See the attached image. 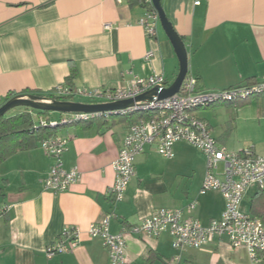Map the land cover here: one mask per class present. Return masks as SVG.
<instances>
[{
  "label": "crops",
  "instance_id": "crops-1",
  "mask_svg": "<svg viewBox=\"0 0 264 264\" xmlns=\"http://www.w3.org/2000/svg\"><path fill=\"white\" fill-rule=\"evenodd\" d=\"M195 1L161 0V5L185 44L188 73L196 78L197 88L224 89L264 79V0ZM143 13L137 0H0V102L10 93L48 94L57 85L69 87L72 71L70 88H124L133 76L155 72L171 84L179 69L177 57L159 26L155 38L145 35L138 24ZM147 52L152 57L146 58ZM194 115L228 150L252 147L264 155V95L215 104ZM105 120L54 130L68 138L63 167L80 172V180L64 191L43 188L55 159L38 143L0 163V204L10 205L0 217V264H107L101 239L87 230L110 212V232H124L125 264H172L174 256H180L177 264H251L247 248H233L224 237L214 236L200 248L180 252L172 248L166 232L156 237L125 232L155 209H185L190 202H195L191 215L207 224L220 216L224 199L219 191L200 192L205 157L177 142L171 159L176 151L195 152L193 159H186L190 171L185 175L197 174L195 184L185 183L179 192L171 188L153 157L158 154L155 146H147L135 157V174L123 200L113 205L112 162L131 120ZM258 190L248 187L242 210L249 212ZM65 226L80 229L78 244L48 258L46 246L58 240ZM258 264H264V255Z\"/></svg>",
  "mask_w": 264,
  "mask_h": 264
},
{
  "label": "built area",
  "instance_id": "built-area-1",
  "mask_svg": "<svg viewBox=\"0 0 264 264\" xmlns=\"http://www.w3.org/2000/svg\"><path fill=\"white\" fill-rule=\"evenodd\" d=\"M120 2V0H116ZM147 6L138 24L149 38H155L159 26L157 11L152 0H142ZM199 4V1H195ZM110 24H104L109 29ZM146 53V58L152 57ZM168 86L165 77L155 72L146 77L133 76L124 88L88 89L70 88L57 85L51 92L50 99L71 100L83 97L90 100L86 103H111L133 99L154 87ZM264 93V79L234 85L224 89L200 90L196 78L188 71L180 85L179 91L170 97L151 101L135 102L125 109H116L93 113H65L59 121H39V126L55 127L71 125L92 118L109 119L111 117H128L142 115L131 122L123 136L117 156L112 162L114 182L110 188L113 205L124 198L128 183L135 174V157L145 147L154 145L161 156L171 159L172 147L177 142L187 143L198 149L205 157L206 170L201 193L219 191L224 199V207L218 218L210 219L202 224L191 215L195 202H190L185 209L158 208L145 217L140 224L132 225L125 232L156 237L166 232L171 237V246L177 251L187 248H200L214 236L226 238L228 244L235 248H247L251 264H258L259 257L264 255V224L259 218L242 210L243 196L250 186L264 188V155H258L252 147L240 151H230L219 144L212 136L208 124L194 115V111L215 104H236ZM4 103V102H3ZM0 102V105L3 104ZM40 148L55 159L47 176L43 179L44 189L60 192L68 189L80 180V172L73 167L65 169L61 156L67 149L68 138L57 134L43 137L38 142ZM221 166V169L219 168ZM10 205L0 204V217L7 214ZM113 212L107 213L99 223L89 225L87 233L91 237H99L107 252V264H125L126 241L124 232L111 233L109 222ZM80 229L76 226L62 228L58 240L46 246L48 258L71 251L79 241ZM180 256L171 259L177 264Z\"/></svg>",
  "mask_w": 264,
  "mask_h": 264
},
{
  "label": "water",
  "instance_id": "water-1",
  "mask_svg": "<svg viewBox=\"0 0 264 264\" xmlns=\"http://www.w3.org/2000/svg\"><path fill=\"white\" fill-rule=\"evenodd\" d=\"M152 5L157 11L159 23L167 36L179 63L178 73L171 84L166 87H154L141 93L133 99L121 100L111 103H83L69 100L50 99L45 96L34 94L16 95L0 105V117L8 110L16 106H23L39 111L60 113H93L116 109H125L133 106L135 102L151 101L155 97L164 99L179 91L180 85L188 71L187 50L182 38L175 31L172 23L168 20L161 5V0H152Z\"/></svg>",
  "mask_w": 264,
  "mask_h": 264
},
{
  "label": "trees",
  "instance_id": "trees-1",
  "mask_svg": "<svg viewBox=\"0 0 264 264\" xmlns=\"http://www.w3.org/2000/svg\"><path fill=\"white\" fill-rule=\"evenodd\" d=\"M138 3L145 9L147 6L142 2V0H137ZM75 75L72 71L71 75L66 81L68 86L71 87V79ZM248 83V82H247ZM243 84V83H242ZM240 85V84H238ZM50 93V92H49ZM48 94H34L39 96H50ZM26 93H21L19 95H25ZM264 93L258 95L263 96ZM14 94H8L6 100L13 97ZM5 100V101H6ZM142 115H133L130 117L131 122L136 121ZM65 117V113L61 114L59 119H54L49 111H35L31 108H24L23 111L16 113L11 116H6L5 114L0 117V163L5 159L13 155L14 153L26 149H30L36 146V144L45 136L53 134L54 130L61 126L67 125H56L55 127L50 126H39V121L43 120L45 122L59 121L61 118ZM126 119V117H121ZM94 121L100 124H105L106 120L103 118H92L84 121L76 122L75 125L89 126ZM72 125V124H71ZM1 191V188H0ZM250 214L256 216L264 224V188L259 189L253 196L250 209Z\"/></svg>",
  "mask_w": 264,
  "mask_h": 264
},
{
  "label": "rangeland",
  "instance_id": "rangeland-1",
  "mask_svg": "<svg viewBox=\"0 0 264 264\" xmlns=\"http://www.w3.org/2000/svg\"><path fill=\"white\" fill-rule=\"evenodd\" d=\"M159 27L161 28V25L159 23ZM71 100H74L76 102H90V100L85 99L83 97H74L71 98ZM25 107L23 106H16L8 110L5 115L11 116L16 113H19L20 111H23ZM37 111V110H35ZM49 114H52L54 119H59L61 114L60 112H49ZM116 118V117H115ZM154 146V145H153ZM154 159L158 162L160 165V173L169 181V185L171 188H177V191H182L184 189L185 183L189 184L191 181L195 184L197 181V174L194 175L192 173V176L186 177L185 175L189 173V164L186 162L187 157L193 159L195 157V152L189 149L182 150V152L176 151V156L173 159H168L160 154H156L153 156ZM191 167V166H190ZM221 169V166L219 167Z\"/></svg>",
  "mask_w": 264,
  "mask_h": 264
}]
</instances>
